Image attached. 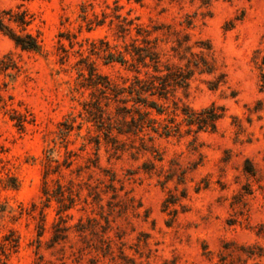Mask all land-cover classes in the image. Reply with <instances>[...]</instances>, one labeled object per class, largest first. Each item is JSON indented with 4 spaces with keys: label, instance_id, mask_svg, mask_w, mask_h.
<instances>
[{
    "label": "rangeland",
    "instance_id": "374dc122",
    "mask_svg": "<svg viewBox=\"0 0 264 264\" xmlns=\"http://www.w3.org/2000/svg\"><path fill=\"white\" fill-rule=\"evenodd\" d=\"M0 11L40 47L23 50L0 32V247L6 236L17 241L0 249V264H264V94L252 62L264 50V0H0ZM114 15L148 34L122 38ZM185 35L187 45H209L215 72L195 74L159 103L222 106L215 132L154 136L152 153L119 137L116 151L99 135L97 150L84 122L91 91L79 86L81 61L128 85L133 73L104 64L107 45L157 40L162 61L183 66L171 49ZM47 154L56 161L49 188L78 192L61 214L42 195ZM60 217L67 238L54 243Z\"/></svg>",
    "mask_w": 264,
    "mask_h": 264
},
{
    "label": "trees",
    "instance_id": "16d2710c",
    "mask_svg": "<svg viewBox=\"0 0 264 264\" xmlns=\"http://www.w3.org/2000/svg\"><path fill=\"white\" fill-rule=\"evenodd\" d=\"M136 2H139V0H136ZM113 11L117 12L118 8H114ZM4 15L0 11V32L23 50L39 51L40 47L35 39L30 35H17L4 23ZM106 15L103 13V18H106ZM114 18L116 20L121 19L118 29L122 33V38L129 35L131 29L135 31L138 37H143L144 33L148 34L139 25H134L133 20L120 18L119 15H114ZM8 20L15 24H24L22 19ZM102 23V21H99L95 24L98 26ZM135 42V40H132L124 51L115 50L114 47L111 48L107 45V49L103 51L104 55L102 56L104 64L116 63L133 73L132 80L128 85L124 83L119 85L108 77L99 74L87 58L81 61L86 67L87 74H83L82 69L78 70L79 86L91 91L90 99L82 104L85 115L84 122L92 124L97 133L94 140L97 150L99 135L103 136L105 144H111L116 151L122 150L119 149L121 145L118 146V144L121 141L118 139L124 138L131 141L137 140L139 143L137 150L152 153L154 150L152 144L154 136L168 138L180 137L182 134L197 135L200 132H215L217 123L225 117V109L222 106L211 104L200 110H193L186 105L179 107L176 102H173V107L169 111L167 106L159 103L160 100H167L168 95L176 89L186 90L195 74L212 75L215 72L212 51L209 45H202L198 42L187 45L189 37L185 35L183 40L177 41V49H171L173 58H177L179 62H185L183 66H180L170 63L169 59L162 61L161 56L163 55L157 51V40L147 42L143 39L144 46L137 45ZM193 48H198L199 52L194 53ZM179 50H181V53H179ZM252 62L259 72V92L264 94V50L256 49L253 52ZM161 116H166V119L160 120L159 117ZM179 116L181 119L177 121L176 118ZM74 122V120H71L69 123L66 121L63 124L65 128L60 132L62 136L73 129ZM182 127H185L184 131H182ZM76 129L79 131L81 124L77 125ZM147 143L150 144L149 148ZM158 161H161V159ZM54 163L56 161L47 154L44 162L42 195L47 203L54 198L53 200L59 204L57 214H61L73 208L78 192L74 194L71 187L63 190V187L59 184H57L56 191L49 188L45 178L51 172H54L52 170ZM113 181L114 179H111V182ZM10 182L9 188L15 190L17 188L15 179L11 178ZM42 217L44 218V216ZM79 221L81 222V219ZM92 221L89 219L87 222ZM64 223L60 217L53 237L54 243L67 238L68 228L62 226ZM257 236L264 238V225L259 227ZM10 237H4L0 247L2 249L1 254L5 250L17 247L16 239H10ZM252 255L249 253V256Z\"/></svg>",
    "mask_w": 264,
    "mask_h": 264
}]
</instances>
